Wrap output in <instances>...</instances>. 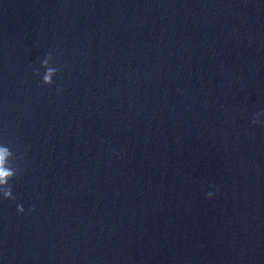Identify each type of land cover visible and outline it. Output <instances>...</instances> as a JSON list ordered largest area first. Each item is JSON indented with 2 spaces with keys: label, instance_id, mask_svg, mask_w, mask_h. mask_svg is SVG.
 Instances as JSON below:
<instances>
[{
  "label": "water",
  "instance_id": "95a60500",
  "mask_svg": "<svg viewBox=\"0 0 264 264\" xmlns=\"http://www.w3.org/2000/svg\"><path fill=\"white\" fill-rule=\"evenodd\" d=\"M0 145V264H264V0H0Z\"/></svg>",
  "mask_w": 264,
  "mask_h": 264
},
{
  "label": "clouds",
  "instance_id": "9594fccd",
  "mask_svg": "<svg viewBox=\"0 0 264 264\" xmlns=\"http://www.w3.org/2000/svg\"><path fill=\"white\" fill-rule=\"evenodd\" d=\"M53 57L51 54H48L45 59L42 61V66L46 69V71L43 74L42 77V83L46 85H52L54 84V77L59 73L60 69L49 66V61H52ZM35 74L37 76H40L41 73L39 69L35 70ZM58 92L64 91L63 88L57 89ZM252 123L258 124L260 123V120L258 117L254 118L252 120ZM12 150L6 146V145H0V197L6 200H15L16 197L14 195V191L12 186L9 184L10 180H13L16 178L18 171L9 169L4 167V161L5 159L11 155ZM214 194L209 192L208 197L211 198ZM18 213L23 214L25 212V208L23 205L17 206ZM35 206L32 207L31 211H35Z\"/></svg>",
  "mask_w": 264,
  "mask_h": 264
}]
</instances>
